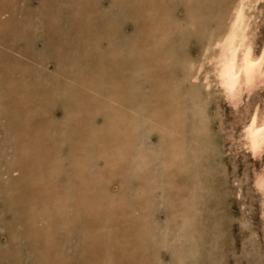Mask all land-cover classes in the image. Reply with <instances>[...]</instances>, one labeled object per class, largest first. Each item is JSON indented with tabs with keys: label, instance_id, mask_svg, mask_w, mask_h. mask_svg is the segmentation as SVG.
<instances>
[{
	"label": "rangeland",
	"instance_id": "374dc122",
	"mask_svg": "<svg viewBox=\"0 0 264 264\" xmlns=\"http://www.w3.org/2000/svg\"><path fill=\"white\" fill-rule=\"evenodd\" d=\"M223 1L191 0L195 9L204 8L200 13L191 12L185 0H0V102L5 103L0 104V264H264V192L254 183L255 175H264V150L258 156L245 152L240 135L252 110L264 111V87L244 94L233 108L214 84L205 87L203 75L197 81L184 78L182 62L199 58L207 35L202 27L219 24L229 2ZM258 5L256 48L264 35V2ZM193 13L201 14L195 29L188 27ZM167 59L160 81L156 70ZM155 98L158 106L152 105ZM171 99L179 111L167 120L164 130L176 132L166 141L162 130L145 129V118L152 106L168 116ZM33 105L32 128L12 123L22 114L30 117L26 109ZM190 134L196 137L191 142ZM170 142L175 150L174 160L167 161L172 169L165 167L170 178L160 181L165 168L159 165L160 171L157 164ZM141 148L161 150L146 172L159 181L150 202L148 187H138L130 169ZM97 167L112 175L107 195L91 175ZM121 181L127 200L120 197ZM111 195L121 199L114 200L116 211L108 208ZM129 200L137 211L126 233V214L119 211Z\"/></svg>",
	"mask_w": 264,
	"mask_h": 264
},
{
	"label": "bare ground",
	"instance_id": "6f19581e",
	"mask_svg": "<svg viewBox=\"0 0 264 264\" xmlns=\"http://www.w3.org/2000/svg\"><path fill=\"white\" fill-rule=\"evenodd\" d=\"M216 1V0H215ZM226 1H228V0H225V1H223V2H225L226 3ZM58 2V1H57ZM60 2H62V1H60ZM64 2V1H63ZM185 2H186V4H187V6L189 7L188 9L189 10H191V12L192 11H198L197 9H195L194 7H193V5H191V0H185ZM220 2H222V1H220ZM264 2V0H229V2H228V5H226V6H224L222 3L220 4V5H223L224 6V9H223V7H221V8H219L220 9V12H221V9H223V11H222V14L218 17V19H219V24L218 23H216V24H218L217 26H210V25H208V26H210V27H202V31L204 32H206V40H205V42L204 41H202V42H204V44L201 46V49H200V52H199V58L197 59V60H195V61H192V60H190V59H185L184 60V62H182L183 64V67L185 68V72H186V74H184V75H186V77H184V78H189L191 81H197L198 80V78H199V76L200 75H203V80H204V82H205V87H209L211 84H214L215 86H216V91H217V89H218V91H220L221 93H222V95H223V99L224 100H226L230 105H231V107H233V108H236L238 105H239V103H240V101H241V98H242V96L244 95V94H246V96L247 95H249L251 92H253V90L254 89H259V88H261L262 86L264 87V35H263V39L261 40L262 42H260L259 44H260V46L259 47H257V48H259L258 50H257V48H256V41H255V38H256V29H257V25H256V23H255V20H256V16L254 15V13H253V11H255V8H256V6H260V5H258V4H260V3H263ZM59 3V2H58ZM216 3V2H215ZM216 4H218V3H216ZM60 5V4H59ZM151 5V4H150ZM219 5V4H218ZM43 6V5H42ZM54 6V5H53ZM56 6V5H55ZM54 6V7H55ZM58 6V5H57ZM133 7H131L130 8V6H129V13H131L132 15H134V14H136V12H137V10L134 8V5H132ZM216 6V5H215ZM213 7V6H212ZM264 7V6H263ZM116 9V8H115ZM257 9H259V7H257ZM262 9H264V8H262ZM144 10V9H143ZM160 10V9H159ZM211 10V9H210ZM201 11L202 12H204V8L203 7H201V9L198 11V12H200L201 13ZM212 11V10H211ZM155 12H156V10H155ZM189 12V11H188ZM259 12V11H258ZM160 13V12H159ZM158 13V14H159ZM260 13V12H259ZM151 14V13H150ZM52 15V14H51ZM206 15V14H205ZM259 14H257V16H258ZM262 15V14H261ZM260 15V16H261ZM142 16V15H141ZM196 17H199L198 19H196ZM209 17V16H208ZM155 18V17H154ZM187 18H189V16L187 17ZM190 18H191V20H189L190 22H191V24H192V20H195V25H191L190 24V26H188L189 28L191 27L192 29H195L196 28V26L197 25H199L197 22H201L200 20H201V14H196V13H193L192 14V16L190 15ZM189 18V19H190ZM258 18V17H257ZM118 19V18H117ZM148 19V18H147ZM202 19H204V18H202ZM89 20V19H88ZM262 20V19H261ZM163 21V20H162ZM257 21V20H256ZM149 22V21H148ZM150 22H152V21H150ZM151 24V23H150ZM157 24V23H156ZM201 24V23H200ZM215 24V25H216ZM256 25V26H255ZM263 25V24H262ZM148 26V25H147ZM149 27V26H148ZM152 27V26H151ZM158 27V26H157ZM262 27V26H261ZM153 28V27H152ZM155 28V27H154ZM141 29H142V27H141ZM259 29V28H258ZM153 30V29H152ZM142 31L143 32H147V33H150V30H148V29H146V30H143L142 29ZM260 32H262V31H260ZM152 33V32H151ZM263 33V32H262ZM85 34H88V33H85ZM143 35V34H142ZM145 35V34H144ZM144 35H143V40H150L147 36H145L144 37ZM152 35V34H151ZM89 36H91V34L89 35ZM98 36V35H97ZM262 36V35H261ZM85 38V37H84ZM99 38V37H98ZM145 38V39H144ZM257 38H260V37H257ZM88 39V38H87ZM90 40H91V38H89ZM86 40H84V42H85ZM164 41V40H163ZM2 42H5V40H3V41H1V43ZM87 42H89V40H87ZM190 42H191V40H190ZM257 42H259V41H257ZM72 44V43H71ZM91 44H92V42H91ZM95 44H96V42H95ZM134 44V43H133ZM163 44V43H162ZM101 45V44H100ZM142 45H143V43H142ZM50 46V45H49ZM52 46V45H51ZM71 46V45H70ZM87 46H88V44H87ZM95 46V45H94ZM108 46V45H107ZM134 46H136L135 44H134ZM100 47V46H99ZM71 48V47H70ZM99 49V48H98ZM136 49V48H135ZM86 50H87V48H86ZM163 51V49L162 48H160L159 49V51ZM257 50V51H256ZM68 51V50H67ZM66 51V52H67ZM86 53V52H85ZM137 53H138V51H137ZM139 55H141L140 53H138ZM142 54H143V52H142ZM54 55V54H53ZM167 55V54H166ZM139 57V56H138ZM145 57V56H144ZM158 57V56H157ZM56 59V58H55ZM59 59H60V57H59ZM169 59H167V60H165L164 62V65H161V70H156V71H160L159 72V76L160 75H162L163 77H165L164 76V72L163 71H165V69L167 68L166 67V65H167V63H170V61H168ZM170 60H172V59H170ZM140 61V60H139ZM0 62H2V60L0 59ZM63 62V61H62ZM142 62H143V60H142ZM141 62V63H142ZM144 62H146V61H144ZM148 62V61H147ZM3 63H5V62H3ZM137 63V62H136ZM139 63V62H138ZM160 63V62H159ZM177 63V62H176ZM122 64V63H121ZM145 64H147V63H145ZM152 64H153V62H152ZM155 64V63H154ZM3 65V64H2ZM5 65V64H4ZM3 65V66H4ZM88 66H89V64H88ZM119 66H120V64H119ZM135 66H137V64L135 65ZM141 66H143V65H141ZM0 67H1V64H0ZM126 67V66H125ZM150 67H155V66H150ZM2 68V67H1ZM69 68H70V66H69ZM72 68V67H71ZM145 68V67H144ZM157 68V67H156ZM156 68H153V70L155 71V69ZM177 68V67H176ZM149 69V68H148ZM182 69V68H181ZM141 70V69H140ZM146 70V69H145ZM152 70V69H151ZM152 70V71H153ZM143 71H144V69H143ZM155 71V72H156ZM110 72V71H109ZM154 72V73H155ZM77 73V72H76ZM168 73V72H167ZM80 75V74H79ZM170 76V75H169ZM162 77V78H163ZM211 77V78H210ZM156 78H157V76H156ZM159 78H160V81H162L161 80V76L160 77H158L157 79L159 80ZM166 78V77H165ZM181 78V77H180ZM183 78V77H182ZM181 78V79H182ZM151 79V78H150ZM153 79V78H152ZM155 79V78H154ZM181 79H177V80H181ZM117 80V79H116ZM116 80H115V82H116ZM156 80V79H155ZM149 81V80H148ZM90 82V81H89ZM94 82V81H93ZM151 82V81H150ZM156 82V84L158 83L157 81H155ZM178 82V81H177ZM100 83V82H99ZM119 83V82H118ZM152 83V82H151ZM92 84V83H91ZM112 84H113V82H112ZM116 84V83H115ZM93 85V84H92ZM118 85V84H117ZM154 85V84H153ZM2 84H0V93H1V88H2ZM80 86V85H79ZM109 86H110V84H109ZM121 86V85H120ZM155 86V85H154ZM158 86H159V84H158ZM157 86V87H158ZM260 86V87H259ZM94 87V86H93ZM111 87H113V86H111ZM109 88V87H108ZM113 88H115V87H113ZM111 89V90H114V89ZM79 89V88H78ZM117 89V88H116ZM116 89H115V91H116ZM119 90H120V87L118 88ZM117 89V90H118ZM213 89V88H212ZM256 89V90H257ZM262 90H263V88H261ZM122 90V89H121ZM260 90V89H259ZM258 90V91H259ZM262 90H261V92H262ZM80 91V90H79ZM94 91V90H93ZM264 91V90H263ZM98 92V90L96 91V93ZM117 92V91H116ZM3 93V92H2ZM1 93V94H2ZM99 93V92H98ZM193 93V92H192ZM212 93V92H211ZM213 93H214V89H213ZM216 93V92H215ZM218 93V92H217ZM216 93V94H217ZM258 93V92H257ZM112 94H114V93H112ZM193 94H195V93H193ZM200 94V93H199ZM205 94H207L206 92L205 93H203L202 95H205ZM254 94H256L255 92H254ZM262 94V93H261ZM260 94V95H261ZM80 95H81V93H80ZM80 95H78V96H80ZM96 95H98V94H96ZM116 95H118V94H116ZM197 95V94H196ZM196 95H192V96H196ZM201 97V95H197V98H199V97ZM245 96V97H246ZM258 96H259V94L257 95V99H260V97L262 96H260L259 98H258ZM81 97V96H80ZM113 97H114V95H113ZM116 97V96H115ZM114 97V98H115ZM118 97V96H117ZM121 97V96H120ZM256 97V96H255ZM93 98V97H92ZM99 98H100V96H99ZM196 98V97H195ZM202 98H203V96H202ZM201 98V99H202ZM215 98H216V95H215ZM219 98V97H218ZM217 98V99H218ZM247 98V97H246ZM78 99H79V97H78ZM90 99V98H89ZM98 99V98H97ZM216 99V100H217ZM221 99V98H220ZM222 99V101H224ZM254 99V98H253ZM49 100V99H48ZM172 101L171 102H173V103H171V110H170V112L169 113H167V115L168 116H163V113H161V109H158V108H156V106L153 108V106H152V108H151V110H150V112H149V115L148 116H146V118H145V129L150 133V131H153L154 130V127L156 128V130H162L163 132H165V133H163L164 134V136L166 137V141H167V139H169V137H170V140L172 139V137H173V140H174V135H173V133L174 132H176V131H174V130H171V128L170 129H165L164 130V128H166V124H167V120H171V117L173 116V113H175V111H177V110H174V108H176L177 107V103L175 104V102L176 101H173V99H171ZM198 100H200V99H198ZM243 100V99H242ZM256 99H254V101H255ZM261 100V99H260ZM79 101V100H78ZM81 101V100H80ZM99 101V100H98ZM156 101V102H155ZM258 101V100H257ZM251 102V101H250ZM14 103V102H13ZM114 103V102H113ZM119 103V102H118ZM154 103H156V105L158 106V102H157V99L155 98L153 101H152V105H154ZM190 103H191V101H190ZM0 104H3L2 106L3 107H5V103H3V102H0ZM76 104H78V103H76ZM80 104V103H79ZM86 104V103H85ZM194 104V103H193ZM88 105V104H87ZM90 105V104H89ZM99 105V104H98ZM114 105H116V103L114 104ZM187 105V104H186ZM189 105V104H188ZM118 106V105H117ZM195 106V105H194ZM222 106V105H221ZM255 106V105H254ZM253 106V107H254ZM258 106V105H257ZM31 107V109H29V107L27 106V109H26V111L29 113V111L31 112V114H30V117H28L29 115L28 114H22V115H20V116H18V117H16L15 119H14V122H12V123H15L16 122V124H19L18 126H20V125H22V127L23 128H25V129H23V130H27V128L28 127H30L31 126V128H32V123L34 124V122H33V119L36 117V115H37V110H36V107H35V105H33V106H30ZM189 107H190V105H189ZM196 107H198L199 108V105H198V103H197V106ZM196 107H194V108H196ZM261 107V106H260ZM259 107V108H260ZM238 108V107H237ZM251 108V107H250ZM249 107H248V109L249 110H251ZM9 109H11V108H9ZM185 109V108H184ZM200 109V108H199ZM253 109V108H252ZM66 110V109H65ZM67 110H69V109H67ZM116 110V109H115ZM198 110V109H197ZM196 110V111H197ZM237 110V109H236ZM247 110V109H246ZM70 111V110H69ZM72 111V110H71ZM71 111H70V113H71ZM126 111V110H125ZM167 111V110H166ZM179 111V110H178ZM194 111V110H193ZM114 112V111H113ZM117 112V111H116ZM197 112H200V111H197ZM196 112V113H197ZM259 112H260V110H259ZM258 112V109H253L252 110V112L250 113V115L249 116H247L248 117V119L246 120V122L245 123H242V124H244V126L242 127V132L240 133V135H241V138H242V144H241V146L243 145V147L245 148V152H246V150L247 151H249L248 153H250V155H252V156H258L259 154H261L262 155V151L264 150V111L262 110L261 112L262 113H259ZM35 115H34V114ZM68 113V112H67ZM73 113V112H72ZM71 113V114H72ZM123 113H125V112H123ZM187 113H188V111H187ZM203 113V112H202ZM202 113H198L199 115H201ZM246 113V112H245ZM69 114V113H68ZM67 114V115H68ZM77 114V113H76ZM117 114H118V112H117ZM116 114V115H117ZM190 114V113H189ZM198 114H196L197 115V117L199 116ZM204 114V113H203ZM247 114V113H246ZM78 115V114H77ZM119 115V114H118ZM121 115V114H120ZM123 115V114H122ZM163 116V117H162ZM171 116V117H170ZM241 116V115H240ZM246 116V115H245ZM27 117H28V123L27 122H25V120L27 119ZM112 117V116H111ZM189 117H191V116H189ZM246 117V118H247ZM71 118V117H70ZM173 118V117H172ZM201 118L203 119V117H202V115H201ZM205 118V117H204ZM228 118V117H227ZM242 118V117H241ZM72 119V118H71ZM186 119V118H185ZM194 119H196V117L194 118ZM200 119V118H199ZM231 119V118H230ZM69 120V119H68ZM113 121H115V122H117V118L116 117H114L113 119H112ZM178 120L179 119H177V122L176 123H179V125H180V122H178ZM201 120V119H200ZM205 120V119H204ZM203 120V121H204ZM241 120V119H240ZM240 120H238V121H240ZM195 121V120H194ZM197 121V120H196ZM196 121L193 123V124H195L196 123ZM244 121V120H243ZM200 122V121H199ZM182 123V122H181ZM198 123V122H197ZM203 123V122H202ZM238 123V122H237ZM67 124V123H66ZM234 124H235V122H234ZM233 124V125H234ZM238 124H240V123H238ZM179 125H178V127H179ZM198 124H196V127H199V125L197 126ZM205 125H207V124H205ZM195 126V125H194ZM193 126V127H194ZM235 126V125H234ZM192 127V128H193ZM200 127H201V125H200ZM203 127V126H202ZM237 127V126H236ZM121 128H122V125H121ZM177 128V127H176ZM33 129H35V127H33ZM119 129V128H118ZM175 129V128H174ZM179 129V128H178ZM194 129H195V127H194ZM234 129V128H233ZM18 130V129H17ZM29 130V129H28ZM120 130V129H119ZM181 130V129H180ZM179 130V131H180ZM198 130V129H197ZM239 130V129H238ZM155 131V130H154ZM174 131V132H173ZM179 131H177V132H179ZM182 131H184V130H182ZM24 132H26V131H24ZM27 132H29V131H27ZM26 132V133H27ZM93 132V131H92ZM232 132V131H231ZM16 133V132H15ZM19 132L17 131V134H18ZM34 134V131L32 132L31 131V133L30 134ZM38 133V132H37ZM108 133V132H107ZM181 133V132H180ZM230 133V132H229ZM237 134H238V131L236 132ZM200 134V133H199ZM232 134H235V133H232ZM118 135V134H117ZM173 135V136H172ZM187 135V134H186ZM185 135V136H186ZM194 135V134H193ZM17 136H19V134L17 135ZM21 136V135H20ZM103 136V135H102ZM189 136V135H188ZM229 136V135H228ZM230 136H231V134H230ZM235 136V135H234ZM182 137H183V135H182ZM182 137H179V140H183V138ZM196 138L195 136H192L191 134H190V139H186V140H191V138ZM203 137V136H202ZM227 137V136H226ZM237 137H238V135H237ZM119 138H121L120 136H119ZM162 138V137H161ZM178 138V137H177ZM177 138H175V139H177ZM181 138V139H180ZM227 138H229V137H227ZM231 138V137H230ZM239 138V137H238ZM238 138H237V140H238ZM46 139V138H45ZM48 139V138H47ZM178 140V141H179ZM193 140V139H192ZM191 140V141H192ZM233 140V139H232ZM236 140V141H237ZM190 141V142H191ZM229 141V140H228ZM115 142V141H114ZM123 142V141H122ZM177 142V141H176ZM181 142H183V141H180L179 143H181ZM185 142V141H184ZM196 142V141H195ZM239 142H240V140H239ZM167 143V142H166ZM171 143V142H170ZM194 143V142H193ZM231 143V142H230ZM165 144V143H164ZM172 144H174V143H171V144H168L167 146L168 147H165V149H164V151L162 152V157L159 159V163L157 164V167H158V169L160 168L159 167V165H161V167L162 168H167V169H169V170H171L172 169V164L170 165V163H168L167 161H169L172 157H174V152H175V150L174 149H171V148H173V147H171V146H173ZM198 144V143H197ZM203 144H204V142H203ZM231 144H233V142L231 143ZM234 144H235V142H234ZM239 144V145H240ZM22 143L20 144H18V148H19V150H21L20 148L22 147ZM103 145H105V143L103 142ZM120 145V144H119ZM169 145H171L170 147H169ZM188 145H189V147L191 146V148H192V144H187V148H189L188 147ZM211 145V144H210ZM213 145H215V144H213ZM236 145V144H235ZM164 146H166V145H164ZM179 146V145H178ZM201 147V146H200ZM232 147V146H231ZM6 148H8V147H6ZM74 148V147H73ZM90 148H92V147H90ZM176 148H178L177 146H176ZM175 148V149H176ZM212 148V147H211ZM75 149V148H74ZM80 149V148H79ZM190 149V148H189ZM10 150V149H9ZM182 150V149H181ZM184 151V150H183ZM185 151H186V149H185ZM184 151V152H185ZM58 152V151H57ZM80 152H82L81 151V149L79 150V153ZM96 152V151H95ZM161 152V150L158 148V149H156V150H152L151 152H144V149L143 148H141L140 149V151H139V153H138V155H137V157L135 156V159L137 160H135L136 162H135V164H132V168H130V169H132L133 170V179H137V185H138V187H142V186H144V187H148V191L146 192V195L148 196V199H149V202H150V199H151V197L149 196V194H150V192H155L156 191V189H157V183H159V181L157 182L155 179H153V178H148V175H147V173L146 172H149L150 171V162H149V160H152L153 159V161H156L155 159H157L158 158V155H159V153ZM177 152V151H176ZM220 152V151H219ZM108 153V152H107ZM243 153V152H242ZM20 155H21V153H19ZM58 154H60L59 152H58ZM112 154V153H111ZM155 154V155H154ZM235 154V153H234ZM19 155V156H20ZM105 156H107V155H105ZM153 156H155V157H153ZM183 156V155H182ZM218 156V155H217ZM107 157H109V156H107ZM213 157V156H212ZM251 157V156H250ZM202 158V157H201ZM205 158V157H204ZM40 159H42V158H40ZM173 159V158H172ZM171 159V160H172ZM256 159V158H255ZM19 160V159H18ZM174 160V159H173ZM186 160H187V158H186ZM185 160V161H186ZM84 161V160H83ZM98 161V160H97ZM182 161V160H181ZM38 162V161H37ZM37 162H35L34 161V163L36 164ZM107 162V161H106ZM173 162V161H172ZM186 162H188V160L186 161ZM175 163V162H174ZM173 163V164H174ZM190 163V162H189ZM189 163H187V164H189ZM38 164H40V162H38ZM54 164V163H53ZM112 164H117L116 162H114V163H112ZM71 165V164H70ZM103 164H101V165H98L97 164V166L98 167H100V166H102ZM152 165V164H151ZM155 165V164H154ZM162 165H164V166H162ZM82 166H84V165H82ZM168 166V167H167ZM56 167V166H55ZM97 167V168H98ZM262 167V166H261ZM59 168V167H58ZM80 168H81V166H80ZM166 168L162 171V174H161V180L160 181H164L165 179H166V181L170 178V174H168L169 172H167V170H166ZM14 169V168H13ZM82 169L83 170H81V171H84V167H82ZM157 169V168H156ZM157 169V171H159ZM78 170V169H77ZM88 170V169H87ZM103 169H102V167L101 168H98L96 171V173H91V175L94 177V175L96 176L97 175V184H99V185H101V186H103L104 187V189L106 190V195L108 194V192L110 191L109 189H110V184H111V182H110V176L112 177V175L110 174V173H106L105 172V174L103 173V171H102ZM107 170H108V168H107ZM153 170V169H152ZM168 170V171H169ZM31 171V170H30ZM156 171V170H155ZM161 171V170H160ZM180 171V170H179ZM183 171V170H182ZM257 171V170H256ZM255 171V172H256ZM260 170H258V172H259ZM77 172H79V171H77ZM262 172V171H261ZM33 173V172H32ZM46 173H47V170H46ZM76 173V172H75ZM88 173H89V170H88ZM88 173H87V175H88ZM122 173H123V171H122ZM155 173V172H154ZM79 174V173H78ZM172 174V173H171ZM185 174V173H184ZM254 174V173H253ZM74 175H76V174H74ZM73 175V176H74ZM90 175V174H89ZM88 175V176H89ZM152 176L154 175V174H151ZM156 175V174H155ZM6 176V175H5ZM24 176H26V174L24 175ZM36 176V175H35ZM253 176V175H252ZM256 176V178H255V186H256V189H257V191L258 192H264V175L262 174V173H259V174H257V175H255ZM4 177V176H3ZM27 177H29V175L28 176H26V178ZM32 177V176H31ZM48 176H46V178H47ZM26 178H25V180H26ZM82 178V177H81ZM103 178V179H102ZM159 178V177H158ZM165 178V179H164ZM178 178V177H177ZM181 178V177H180ZM184 178V177H183ZM251 178V177H250ZM6 179H9V178H7L6 177ZM37 179V178H36ZM41 179H45V177H43V178H41ZM60 179H62V178H60ZM86 179H88V178H86ZM86 179H84V177H83V180H80V181H82L81 182V184H83L84 185V182L86 181ZM38 180V179H37ZM39 180H40V178H39ZM38 180V181H39ZM63 180V179H62ZM153 181L154 183H150V181ZM178 180V179H177ZM186 180V179H185ZM174 181V180H173ZM180 182H182V181H180ZM179 182V183H180ZM58 183V182H57ZM63 183V182H62ZM71 183V182H70ZM73 183V182H72ZM162 183V182H161ZM171 183V182H170ZM173 183H175V182H173ZM185 183H187V182H185ZM45 184L46 183H44V184H42L44 187H47V186H45ZM74 184H75V182H74ZM91 184V183H90ZM120 184L122 185V189H121V198L122 197H125V199L126 198H128V193H127V184L126 183H124V182H120ZM153 185V186H151L150 187V185ZM183 184V183H182ZM188 184V183H187ZM20 185V184H19ZM77 185H79V184H77ZM87 185V184H86ZM92 185V184H91ZM125 185H126V187H125ZM136 185V184H135ZM51 186V185H50ZM49 186V187H50ZM60 186H61V184H60ZM75 185H73L72 186V188L74 187ZM160 186V185H159ZM172 186V185H171ZM179 186V185H178ZM37 187H38V185H37ZM42 187V186H41ZM99 187V186H98ZM254 187V186H253ZM17 188V187H16ZM14 190H12L13 191V193H11L10 194V196L11 197H13V195L15 194L14 193V191H15V188H13ZM19 189V188H18ZM47 189V188H46ZM50 189V188H49ZM48 189V190H49ZM10 191H11V189H9ZM17 190V189H16ZM39 190V189H38ZM37 190V191H38ZM98 190V189H97ZM145 190V189H144ZM175 190V189H174ZM173 190V191H174ZM8 191V190H7ZM11 191V192H12ZM47 191V190H46ZM53 191V190H52ZM254 191V190H253ZM23 192H25L24 190H23ZM40 192V191H39ZM45 192V191H44ZM48 192V191H47ZM74 192V191H73ZM100 192V191H99ZM170 192H171V190H170ZM71 193V192H70ZM142 193H144V192H142ZM25 194V193H24ZM172 194V193H171ZM174 194V193H173ZM27 195H28V192H27ZM27 195H24V196H26V197H29V195L27 196ZM47 195H48V193H47ZM70 195V194H69ZM144 195V194H143ZM165 195H166V193H165ZM262 195V194H261ZM9 196V195H8ZM32 196V195H31ZM167 196V195H166ZM47 197V196H46ZM155 197V196H154ZM9 198V197H8ZM73 198V197H72ZM111 199V202L112 203H110V201H108L109 202V204H108V208H111V210H113V211H116L117 209L115 208V204H116V202L114 201V200H117V202H120L121 201V199L119 198V199H116L115 198V196H112L111 195V197H110ZM14 199V200H13ZM12 200L13 201H15L16 200V198H13ZM124 200V199H123ZM122 200V201H123ZM127 200V199H126ZM143 200V199H142ZM152 200H154V198H152L151 199V201ZM11 201V200H10ZM114 201V202H113ZM128 202V203H127ZM154 202V201H153ZM166 203H168V201H167V199H166V201H165ZM198 202V201H197ZM32 203V202H31ZM125 203H126V205L124 206V209L122 210V209H120V211H119V213H121V212H123V214H126V215H124L125 216V218L123 219V226H125L124 227V231L127 233V230L129 229V227L127 226V224H129V217L131 218V216H134L135 214H136V207L137 206H135V204H134V201H132V200H129V201H125ZM28 204V203H27ZM41 204H44L43 202L41 203ZM40 204V205H41ZM59 204H60V202H59ZM173 204V203H172ZM198 204H200L199 202H198ZM132 205V206H131ZM30 206V205H29ZM45 206V205H44ZM47 206V205H46ZM153 206V205H152ZM155 206V205H154ZM38 207H41V206H39L38 205ZM38 207H37V210H38ZM65 207V206H64ZM63 207V208H64ZM68 207V206H67ZM197 207V206H196ZM45 208H47V207H45ZM115 208V209H114ZM117 208H119V206L117 205ZM36 209V208H35ZM40 209V208H39ZM152 209V208H151ZM71 211V210H70ZM113 211H110L111 213H113ZM169 211V210H168ZM197 211V210H196ZM42 212V211H41ZM74 212V211H73ZM132 213V214H131ZM168 213V212H167ZM199 213V212H198ZM123 214H121V215H123ZM194 214H195V212H194ZM120 215V214H119ZM128 215H130V216H128ZM166 215H168V214H166ZM193 215V214H192ZM139 216H141V214L139 215ZM197 216V215H196ZM262 216V215H261ZM143 217V216H142ZM194 217V216H193ZM199 217V216H198ZM40 220V219H39ZM106 220H109V216L106 218ZM192 221V220H191ZM193 221H194V219H193ZM203 221V220H202ZM189 222H190V220H189ZM139 224H141V223H139ZM192 224V223H191ZM173 226V225H172ZM102 227V226H101ZM135 227V226H134ZM140 228V227H139ZM141 229H143V228H141ZM174 229V228H173ZM184 229V228H183ZM196 229V228H195ZM143 231V230H142ZM124 232V233H125ZM144 232V231H143ZM195 234V233H194ZM194 234H192L191 233V235H194ZM139 235V234H138ZM203 238V237H202ZM162 240V239H161ZM180 241V240H179ZM195 241V240H194ZM194 241L192 242V243H194ZM216 242V241H215ZM197 244V243H196ZM139 243H138V247H139ZM177 247H178V245H177ZM194 247V246H193ZM196 247V246H195ZM191 248V247H190ZM187 249V248H186ZM195 248H193V250H194ZM189 250H191V249H189ZM192 250V251H193ZM201 250V249H200ZM156 251H157V248H156ZM187 251V250H186ZM202 252V251H201ZM164 253V252H163ZM173 255V254H172ZM113 256V255H112ZM191 256V255H190ZM180 259V258H179ZM188 259V258H187ZM59 260H60V258H59ZM170 260V259H169ZM7 263V262H6ZM183 263H185V262H183Z\"/></svg>",
	"mask_w": 264,
	"mask_h": 264
}]
</instances>
